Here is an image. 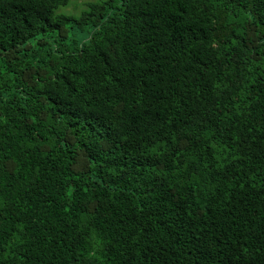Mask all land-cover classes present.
I'll return each instance as SVG.
<instances>
[{
  "label": "trees",
  "instance_id": "trees-1",
  "mask_svg": "<svg viewBox=\"0 0 264 264\" xmlns=\"http://www.w3.org/2000/svg\"><path fill=\"white\" fill-rule=\"evenodd\" d=\"M71 1L0 0V264H264V0Z\"/></svg>",
  "mask_w": 264,
  "mask_h": 264
},
{
  "label": "rangeland",
  "instance_id": "rangeland-1",
  "mask_svg": "<svg viewBox=\"0 0 264 264\" xmlns=\"http://www.w3.org/2000/svg\"><path fill=\"white\" fill-rule=\"evenodd\" d=\"M87 1H92V0H72L71 3L64 10L67 12H72V14H78L82 7V3Z\"/></svg>",
  "mask_w": 264,
  "mask_h": 264
}]
</instances>
